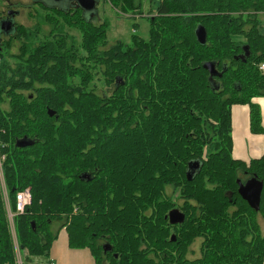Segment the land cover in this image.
Here are the masks:
<instances>
[{"label": "trees", "instance_id": "1", "mask_svg": "<svg viewBox=\"0 0 264 264\" xmlns=\"http://www.w3.org/2000/svg\"><path fill=\"white\" fill-rule=\"evenodd\" d=\"M108 1L145 17L148 36L108 45L107 25L81 7L35 1L48 11L42 22L20 25L0 44V154L11 209L30 188L26 214L61 221L69 246L89 249L96 264H264V189L257 211L238 182H264V156L247 166L233 155L234 107L246 106L250 132L264 134V0ZM216 23L232 42L211 74L194 46L198 25ZM67 27L81 31L80 44ZM97 71L113 86L106 97L88 88ZM168 186L182 201L181 224L169 222ZM197 239L201 254L190 258ZM16 251L0 184V264H18Z\"/></svg>", "mask_w": 264, "mask_h": 264}, {"label": "rangeland", "instance_id": "2", "mask_svg": "<svg viewBox=\"0 0 264 264\" xmlns=\"http://www.w3.org/2000/svg\"><path fill=\"white\" fill-rule=\"evenodd\" d=\"M34 1L44 2L46 6L58 7L61 9L71 8V3L67 0H21L22 5L18 2L15 3L13 8L15 10H22L21 17L17 18V21L21 23L24 27H33L37 22H42L44 15L48 12L43 9L40 4H34ZM8 5L3 0H0V11H6ZM75 8V7H73ZM83 15L88 19H93L97 25L106 24L107 26V38L108 45L116 43L118 41H130V36L132 33L139 34L142 37H147L149 33V22L145 17H129L128 13L120 12L119 9L112 5L108 0H97V5L93 10H83ZM264 20V16H263ZM137 23L138 26H134ZM199 26V25H198ZM47 29V27L43 26ZM42 27V28H43ZM264 30V27H263ZM67 31L74 36L73 39L75 43L80 44L83 40L81 31L78 28L67 27ZM207 41L205 44H196L194 46V55L201 62H217L221 59L227 58L229 56V43L232 42L228 28L223 25L213 24L208 27ZM236 40H242V38H236ZM0 44L1 43L0 41ZM20 42L13 41L10 53H17L19 49ZM1 46V45H0ZM4 51L0 50V60L3 58ZM92 90H96L97 94L101 97H106L110 91H112L113 86L108 84L107 77L101 75L99 71L96 72V76L88 86ZM260 104V113L262 122L264 121V96L258 98ZM237 136L238 130L235 129ZM254 161V160H253ZM167 195L170 200L174 203L172 209L178 208L182 201L178 197V192L172 187L168 186ZM28 221H27V219ZM26 229V234L21 238L17 237L16 246V257L17 252L21 257L23 264H51L50 260H55L56 264H96L91 256V253L86 248H73L69 246L68 243V233L65 228L61 229V221H49L44 216H32V214H25L24 217ZM36 224V230L32 231L29 229V224L33 221ZM262 225L263 221L260 219ZM22 224L15 222V229L17 230V235L21 234L20 228ZM57 226V228L54 227ZM12 229V228H11ZM14 234V231L12 229ZM15 240V235H14ZM52 243L49 247V243ZM22 243L25 244L26 252L22 247ZM49 247V248H48ZM70 249L74 252H70ZM38 254L33 255V262L27 263L26 257L30 256L33 251ZM48 250L47 254L45 251ZM200 239H197L191 246V251L189 252L190 258H195L200 256ZM29 258V257H28Z\"/></svg>", "mask_w": 264, "mask_h": 264}, {"label": "water", "instance_id": "3", "mask_svg": "<svg viewBox=\"0 0 264 264\" xmlns=\"http://www.w3.org/2000/svg\"><path fill=\"white\" fill-rule=\"evenodd\" d=\"M71 3V7H73V3H76L77 7H81L83 10H93L97 5V0H67ZM40 2V1H39ZM44 3V2H43ZM45 4V3H44ZM46 5V4H45ZM50 7V6H49ZM70 9V8H69ZM12 27L10 21H4L1 25V29L8 31ZM207 29L203 25H199L196 29V36L198 41L201 44H205L207 41ZM204 67L208 69L211 74H217L218 70L216 68L215 63L213 62H207L204 64ZM49 114L51 116L54 115L53 110H49ZM31 144L30 141L27 140H21L18 142V145L23 147ZM194 167L197 168L199 166L198 162L193 163ZM192 165H190V171L188 172L189 179L192 180L195 169H191ZM239 182V193L242 196L244 200L248 202V204L255 210H260L261 205V198H262V192L264 189V182L258 179L257 177H253L246 181L245 183ZM169 222L172 225L181 224L185 221L186 215L184 212H182L179 208L172 209L168 214ZM176 240V236L173 235V239Z\"/></svg>", "mask_w": 264, "mask_h": 264}, {"label": "crops", "instance_id": "4", "mask_svg": "<svg viewBox=\"0 0 264 264\" xmlns=\"http://www.w3.org/2000/svg\"><path fill=\"white\" fill-rule=\"evenodd\" d=\"M264 125V121L262 122ZM237 128L238 133L236 136L235 129ZM233 135H234V142H235V148H234V157L238 159L240 162L246 164L247 166H250L253 160H258L264 156V134H252L249 129V109L246 106H236L233 108ZM28 215V214H26ZM32 216H41V215H35L32 214ZM25 215L18 216L16 218V222L19 220V224L21 225V228L19 231H21V234H19L17 237H22L24 234H26V229L24 227L25 221L24 220ZM27 219V218H26ZM28 221V219H27ZM29 224V229L32 231L36 230V224L33 221ZM55 228H57L56 225H54ZM16 230V235H17ZM69 243V242H68ZM24 244V243H22ZM51 242L49 243V247L51 246ZM48 247V248H49ZM24 250L25 252L26 247L24 244ZM89 251V250H88ZM70 252H74V250L70 249ZM90 252V251H89ZM37 253L36 251H33L31 255H35ZM91 253V252H90ZM92 258L94 259L93 255L91 254ZM53 260H51L52 262ZM55 264L57 263L55 260L53 261ZM95 262V261H94ZM96 263V262H95Z\"/></svg>", "mask_w": 264, "mask_h": 264}, {"label": "built area", "instance_id": "5", "mask_svg": "<svg viewBox=\"0 0 264 264\" xmlns=\"http://www.w3.org/2000/svg\"><path fill=\"white\" fill-rule=\"evenodd\" d=\"M260 69L262 71H264V62L261 63ZM4 158H5V156L0 154V184H1V188L3 189V192H4L6 204L8 206L9 224H10V227L14 231L15 242L17 244V236H16V229H15L16 218L18 216H23L26 214V208L32 202V193H31L30 188H26L24 190L18 191L16 194V208H15V210L11 209L10 204H9L8 190H7V186L5 183L4 171H3V160H4ZM17 262H18V264H23V261H22L21 257L19 256L18 252H17ZM51 264H55V263L52 261Z\"/></svg>", "mask_w": 264, "mask_h": 264}, {"label": "flooded vegetation", "instance_id": "6", "mask_svg": "<svg viewBox=\"0 0 264 264\" xmlns=\"http://www.w3.org/2000/svg\"><path fill=\"white\" fill-rule=\"evenodd\" d=\"M3 1L7 3L8 8L6 9V11H0V41L1 43H5L9 41V39L12 36V33L16 30V28L22 25L21 23H19V21H17V18L21 17L22 15V10H15L13 8L16 2H18L19 5H22L21 0H3ZM33 3L37 4L35 3V1ZM73 4H74L73 7L76 8L77 7L76 3H73ZM41 5H45V4L41 2ZM4 21L11 22L12 27L10 30L5 31L1 29V25Z\"/></svg>", "mask_w": 264, "mask_h": 264}]
</instances>
